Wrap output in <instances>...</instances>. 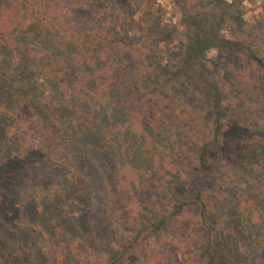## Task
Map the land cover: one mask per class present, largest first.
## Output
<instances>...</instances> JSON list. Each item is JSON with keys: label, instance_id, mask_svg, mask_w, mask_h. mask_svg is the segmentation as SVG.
Listing matches in <instances>:
<instances>
[{"label": "rangeland", "instance_id": "obj_1", "mask_svg": "<svg viewBox=\"0 0 264 264\" xmlns=\"http://www.w3.org/2000/svg\"><path fill=\"white\" fill-rule=\"evenodd\" d=\"M6 1L0 0V43L10 42L14 28ZM96 2L46 0L44 7L71 27L89 28L97 17L116 22L139 49L155 137L171 159L168 176L161 182L148 173L130 182L117 136L120 100L101 106L92 130L57 134L59 160L40 151L51 136L44 121L27 114V105L0 100V264H61L68 257L69 264H138L152 256L163 264H264V71L207 49L209 43L194 49L186 15L202 11L205 0ZM261 5L246 4L240 31L213 21L202 33L211 45L242 34L264 57ZM29 77L37 92L50 89L42 74ZM210 88L224 98L217 144ZM61 95L54 90L51 97ZM206 145L212 148L202 164ZM250 153L260 157L240 164ZM197 186L215 203L211 220L192 204ZM182 203L186 210L172 214ZM147 222L153 234H138Z\"/></svg>", "mask_w": 264, "mask_h": 264}, {"label": "trees", "instance_id": "obj_2", "mask_svg": "<svg viewBox=\"0 0 264 264\" xmlns=\"http://www.w3.org/2000/svg\"><path fill=\"white\" fill-rule=\"evenodd\" d=\"M98 1L103 4L107 2ZM6 2L9 10L12 9L10 12L14 28L9 35L10 42L3 39L4 42L0 43L3 52L2 60L0 58V100L5 102L6 99L14 106L27 105V114L44 121L47 133H51V136L40 142L43 156H57L59 150L53 144L57 134L64 131L67 135H78L92 130L96 124L95 115L101 106L120 100L116 106L122 123L118 126L117 136L122 151L126 153L130 182L134 183L148 173L161 182L167 178L171 165L170 155L164 154L155 137L153 127L158 120L152 113L154 101L147 97L141 87L146 71L141 68L139 49L129 45L122 29L117 28L119 25L116 22L111 25L104 23L106 19L97 17L89 28L71 27L65 20L62 22L53 17L44 7L46 0ZM99 2L96 4L100 5ZM258 2H261L264 13V0H205L202 11L186 15L191 40L193 45L196 44L194 49L200 43H209L207 49L221 48L264 71V57L258 48L253 47L251 38L237 33L233 39L223 37L217 45H211L209 39L212 37L202 33V28L213 21L230 23L240 31L245 26L246 4ZM102 10L103 16L106 13ZM36 72L42 74L44 85L50 87L48 91L37 92L35 85L30 82L29 76ZM54 90L62 94L60 99L51 97ZM214 91L210 88L207 95L213 101L212 136L217 144L225 126L224 98ZM211 148L210 145L202 148V164H206ZM60 154L63 158L67 156L63 151ZM253 157L260 156L250 153L245 159H240L239 163L249 162ZM59 159L57 156L56 160ZM192 204L201 207L204 220H211L214 216L215 203L199 186ZM187 205L180 204L172 214L185 211ZM166 217L159 218V226L165 225ZM149 225L148 222L144 223L137 233L141 230L140 234L145 236L153 234ZM160 228L165 231L164 226ZM211 245V248L214 247V244ZM73 259L64 258L60 263L69 264ZM138 264L163 263L159 257L152 256ZM256 264L262 263L257 261Z\"/></svg>", "mask_w": 264, "mask_h": 264}]
</instances>
